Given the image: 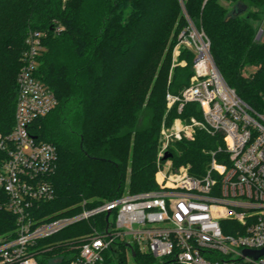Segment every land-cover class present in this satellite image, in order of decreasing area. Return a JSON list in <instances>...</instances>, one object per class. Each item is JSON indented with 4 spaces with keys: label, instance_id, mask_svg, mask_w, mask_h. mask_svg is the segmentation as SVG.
Wrapping results in <instances>:
<instances>
[{
    "label": "trees",
    "instance_id": "obj_1",
    "mask_svg": "<svg viewBox=\"0 0 264 264\" xmlns=\"http://www.w3.org/2000/svg\"><path fill=\"white\" fill-rule=\"evenodd\" d=\"M238 4L247 10L233 16ZM185 6L209 37L227 83L263 113L264 40L256 38L264 26V0H185ZM185 26L179 0H0V135L15 126L17 76L30 32L45 35L35 75L59 102L32 127L59 155L51 178L56 197L35 209L38 218L74 217L83 203L93 209L157 190L161 126L179 116L176 108L167 110L166 95L181 94L194 74V55L183 49L180 62L186 65L175 67L169 80L171 55ZM192 113L200 117L196 104L183 116ZM220 145L219 138L199 132L195 141L177 143L172 159L199 176ZM6 159L0 149V164ZM106 217L39 241V264L78 261L84 240L107 225ZM16 227V217L0 210V237ZM125 255L123 245L113 247L104 254L105 264H126ZM131 258L134 264H179L138 250Z\"/></svg>",
    "mask_w": 264,
    "mask_h": 264
},
{
    "label": "built area",
    "instance_id": "obj_2",
    "mask_svg": "<svg viewBox=\"0 0 264 264\" xmlns=\"http://www.w3.org/2000/svg\"><path fill=\"white\" fill-rule=\"evenodd\" d=\"M186 26L175 58L194 55V74L181 94H168L169 110L178 117L160 130L161 158L172 144L195 141L199 132L219 138L206 171L159 170L157 190L127 194L93 209L83 203L74 217L38 218L40 204L55 199L51 178L58 168V149L33 135L37 119L58 106L55 93L35 73L44 51V33L30 32L17 76L15 126L0 135L7 159L0 164V210L16 217V230L0 237V264H39L35 247L71 225L105 214L107 225L94 230L72 264H105L106 251L118 245L159 260L179 264H264V112L247 104L227 83L212 54L206 32L179 0ZM181 64L173 65L183 66ZM196 104L200 117L185 109Z\"/></svg>",
    "mask_w": 264,
    "mask_h": 264
},
{
    "label": "rangeland",
    "instance_id": "obj_3",
    "mask_svg": "<svg viewBox=\"0 0 264 264\" xmlns=\"http://www.w3.org/2000/svg\"><path fill=\"white\" fill-rule=\"evenodd\" d=\"M257 40H264V26L261 28V29H259V31H258V34H257V38H256ZM183 51V50H182ZM171 69H170V79L169 80H171V76H172V73H173V70H174V64L175 65H178L179 63L181 64V62H180V57H176L175 58V48L173 49V52H172V55H171ZM186 65V62L183 64V66H185ZM177 67V66H176ZM168 94H171V93H167V95H166V102H167V96H168ZM167 110L168 111H170L169 110V108H168V105H167ZM172 110V109H171ZM168 113V112H167ZM165 123H168L167 122V119H166V121L164 120V122L162 123V125L163 124H165ZM162 127V126H161ZM189 142V141H188ZM177 144H172L171 146H170V148H169V151L168 152H170L171 154H173V152H174V150H176L175 149V146H176ZM159 147H160V149H159V152H158V163H157V166H158V171L161 169V170H176V169H179V168H181V167H177L176 166V164L174 163V161H173V159H171L170 161H166V162H163L162 161V158H161V146L159 145ZM177 152V151H176ZM158 173V172H157ZM55 215V214H54ZM58 215V214H57ZM126 264H134V261L132 260V258H131V254H130V252L128 251L127 253H126Z\"/></svg>",
    "mask_w": 264,
    "mask_h": 264
},
{
    "label": "water",
    "instance_id": "obj_4",
    "mask_svg": "<svg viewBox=\"0 0 264 264\" xmlns=\"http://www.w3.org/2000/svg\"><path fill=\"white\" fill-rule=\"evenodd\" d=\"M246 10H247V7H246L245 5H243V4H238L236 10H235L234 13H233V16H238V15L244 13ZM230 18H231V16L228 17L227 21H228ZM172 157H173V154H171V153H167V154L165 155V157H164V160H168V159H170V158H172ZM115 255L117 256V258L120 259V256H119V253H118L117 250H115ZM261 255H264V251H262L261 253H258V254L255 255L254 257H255V258H258V257L261 256Z\"/></svg>",
    "mask_w": 264,
    "mask_h": 264
}]
</instances>
